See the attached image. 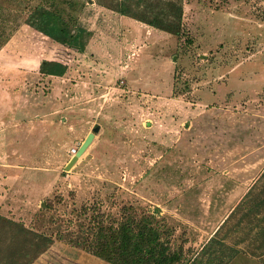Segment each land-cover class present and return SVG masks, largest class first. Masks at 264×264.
I'll return each mask as SVG.
<instances>
[{"label": "rangeland", "instance_id": "374dc122", "mask_svg": "<svg viewBox=\"0 0 264 264\" xmlns=\"http://www.w3.org/2000/svg\"><path fill=\"white\" fill-rule=\"evenodd\" d=\"M66 1L92 32L84 54L26 24L52 0H0V216L35 227L47 198L65 218L151 216L190 264L248 193L198 259L263 264L264 0H183L179 38ZM29 264L109 263L56 240Z\"/></svg>", "mask_w": 264, "mask_h": 264}, {"label": "trees", "instance_id": "16d2710c", "mask_svg": "<svg viewBox=\"0 0 264 264\" xmlns=\"http://www.w3.org/2000/svg\"><path fill=\"white\" fill-rule=\"evenodd\" d=\"M56 1L52 0L48 7L40 4L34 8L26 24L55 43L84 54L92 32L74 14L80 2L61 1L69 3L71 10L68 11ZM182 2L183 0H98L100 6L121 16L178 38L184 32ZM42 68L45 73H54L47 63ZM253 195L250 196L254 197ZM255 197L257 199L259 195ZM57 200L58 202L47 198L38 207L34 218L35 227L27 228L22 223L0 216V264H29L34 253L38 255L41 248L46 249L56 240L65 241L109 264H176L180 261L170 244L163 241L159 227H156L151 216H143L137 220L132 212L124 214L118 220L102 213L91 215L86 208H82L72 210L65 218L67 214L62 216L57 208L62 199ZM258 204L264 207L263 202L259 201ZM258 221L264 224V218ZM197 263L194 261L192 264Z\"/></svg>", "mask_w": 264, "mask_h": 264}, {"label": "crops", "instance_id": "0c3cea01", "mask_svg": "<svg viewBox=\"0 0 264 264\" xmlns=\"http://www.w3.org/2000/svg\"><path fill=\"white\" fill-rule=\"evenodd\" d=\"M263 173H264V172H263ZM263 173H262V175H263ZM262 175L260 176V178H262ZM249 191H252V189H250ZM247 194H248V193H247ZM247 194H246V195H247ZM246 195H245V196H246ZM245 196H244V197H245ZM244 197H243V199H244ZM247 198H248V197H247ZM243 199H242V200H243ZM245 199H246V198H245ZM242 200H241V201H242ZM241 201H240V203H241ZM262 202L264 203V199H263ZM240 203L237 205V207L240 205ZM242 203H243V202H242ZM237 207H236V208H237ZM236 208H235V209H236ZM235 209H234L232 212H234ZM231 214H232V213H231ZM231 214H230V215H231ZM257 217H258V216H257ZM228 218H229V217H228ZM228 218H227V219H228ZM228 220H229V219H228ZM228 220H226V221H225L226 223H225V222H224V223L227 224ZM224 223L222 224L221 227H219V228L217 229V231L215 232V234L210 238V240L207 242V244L201 249L199 255L197 254L196 258L194 259V261H197V262H198L197 264H202V262L199 261V259H201V257H203V256H205V255H207V254H211V253H213V251H212V250H213V244H215V239H216V237L214 238V236H216V235L220 232V230L222 229V227L225 225ZM213 240H214V241H213ZM263 245H264V244H262L261 247H263ZM211 247H212V249H211ZM198 258H199V259H198ZM254 258H255V257H254ZM257 259H258V258H257ZM257 259H256V260H257ZM194 261H193V262H194ZM193 262H192V263H193ZM192 263H190V264H192ZM263 264H264V263H263Z\"/></svg>", "mask_w": 264, "mask_h": 264}, {"label": "water", "instance_id": "95a60500", "mask_svg": "<svg viewBox=\"0 0 264 264\" xmlns=\"http://www.w3.org/2000/svg\"><path fill=\"white\" fill-rule=\"evenodd\" d=\"M100 130V126L96 125L93 129V133H90L86 140L84 141V143L82 144V146L79 148L78 152L76 153V155L74 156V158H72V160L70 161V163L67 166V170H70L72 168V166H74V164L79 160V158H81L83 156V154L85 153V151L87 150V148L91 145V143L93 142L96 134L99 132Z\"/></svg>", "mask_w": 264, "mask_h": 264}, {"label": "built area", "instance_id": "2783aa9c", "mask_svg": "<svg viewBox=\"0 0 264 264\" xmlns=\"http://www.w3.org/2000/svg\"><path fill=\"white\" fill-rule=\"evenodd\" d=\"M74 151V154L76 153V149L73 150Z\"/></svg>", "mask_w": 264, "mask_h": 264}]
</instances>
